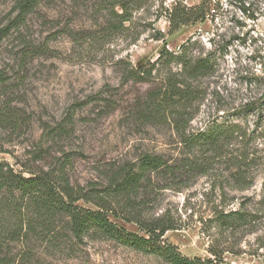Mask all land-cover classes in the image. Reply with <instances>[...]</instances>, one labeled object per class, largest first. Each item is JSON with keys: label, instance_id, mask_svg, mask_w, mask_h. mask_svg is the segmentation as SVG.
Segmentation results:
<instances>
[{"label": "rangeland", "instance_id": "rangeland-1", "mask_svg": "<svg viewBox=\"0 0 264 264\" xmlns=\"http://www.w3.org/2000/svg\"><path fill=\"white\" fill-rule=\"evenodd\" d=\"M174 1L165 0V8ZM177 1L188 7L204 3L209 10L205 21L170 34L168 21L156 4L134 15L133 30L93 49L88 43L75 44L61 33L52 37L56 29L41 25L38 14L32 15L19 33H2L0 70L8 78L5 92L21 98L18 114L26 125L16 134L0 130V163L16 172L31 166L64 165L70 183L88 192L91 188L102 190L117 167L136 162L141 154L182 158L184 150L170 126L149 127L132 119L129 109L152 85L122 82L124 66L115 63L122 60L137 68L154 62L164 44L167 50L177 52L191 40L196 42L193 55H209L213 72L199 81L203 97L188 131H201L213 121L232 120L246 137L232 142L203 176L187 177L178 188H173L176 178L169 187L166 181L157 180L152 189H141L132 210L150 222L170 220L175 229L167 231L163 240L185 257L213 259L210 250H227L216 263L264 264V0ZM13 2L0 0V30L11 17ZM57 6L53 8L57 10ZM48 13L58 18L56 13ZM75 22L91 25L85 16ZM157 34H162V39L156 40ZM44 41L48 51L31 53L22 60L27 50ZM177 70L171 67V73ZM160 81L153 83L159 85ZM2 100L0 95V108ZM40 147L49 151L42 161L36 157ZM229 156L233 162H245L241 165L246 177L243 189L233 182L232 174L239 167ZM78 205L94 208L82 202ZM232 210L246 211L255 223L248 230L221 237L217 230L204 231L203 222L215 212ZM109 219L143 235L135 224L113 216ZM63 224L59 222L58 227ZM0 240V260L18 255V243ZM35 250L34 264H162L149 255L92 236L77 242L71 254L36 245Z\"/></svg>", "mask_w": 264, "mask_h": 264}, {"label": "trees", "instance_id": "trees-1", "mask_svg": "<svg viewBox=\"0 0 264 264\" xmlns=\"http://www.w3.org/2000/svg\"><path fill=\"white\" fill-rule=\"evenodd\" d=\"M56 4L57 10L53 8ZM156 4L159 9L157 11L165 15L168 21L170 34L183 27L204 22L209 11L204 3L188 7L177 0L169 8H165V0H14L11 17L0 30V37L10 32L19 33L21 28L27 26L29 18L38 14L42 20L41 25L48 24L51 29H56L52 37L61 33L73 43H88L93 49L133 30L134 15ZM41 7L45 9L43 12ZM50 11L56 13L58 18L49 17ZM82 16L91 25L85 27L75 22ZM157 36L156 40L163 37L162 34ZM133 37L135 41L138 35ZM46 42L27 50L22 60L31 53L34 55L48 51ZM195 44L187 40L177 52L167 50L164 44L154 62L137 68L122 60L115 63L124 66L122 82L152 85L145 97L135 101L129 109L132 119L149 127L170 126L185 151L182 158L172 160L159 154H141L136 162L117 167L102 190L91 188L88 192L70 183L64 165L56 168L31 166L23 172H16L12 167L0 163V237L20 245L17 256L12 260L4 258L0 264H34L35 245L53 252L71 254L77 242L90 236L116 242L149 255L162 264H218L215 261L221 260V255L227 250H210L213 259L185 257L174 245L163 240L167 231L175 229L170 220L150 222L143 218L141 212L132 210V203L141 189H152L157 185V180L166 181L169 187L170 182L176 178L179 181L175 182L173 188H178L183 181L188 180L187 177L203 176L211 162L226 153L225 149L232 142L239 139L244 141L246 137L245 132L232 120L213 121L201 131H188L193 113L203 97L199 81L213 72L209 55H193ZM173 66L178 72L171 73ZM262 66L264 74V64ZM167 72L169 74L162 76ZM156 79H161V84H154ZM261 81L264 85V75ZM7 82V76L0 70V95L3 96L0 130L16 134L26 125V120L18 114L21 112L18 107L21 98L17 94L5 92L8 90ZM250 105L253 104H246L244 110ZM48 153L47 149L40 147L36 157L42 161ZM230 157L229 161L233 162ZM244 163L233 162V165L239 167L232 174L233 182L239 189H243L246 184L245 173L241 170L245 167L241 166ZM79 202L94 208L81 207ZM115 206L120 211H116ZM109 216L135 224L143 235L117 226L110 221ZM61 221L64 227L59 228ZM254 223V217L246 211L232 210L215 212L212 218L203 222L202 227L206 233L217 230L221 237L248 230Z\"/></svg>", "mask_w": 264, "mask_h": 264}]
</instances>
